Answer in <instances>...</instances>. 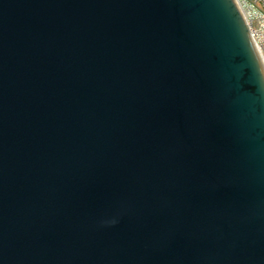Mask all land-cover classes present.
Returning <instances> with one entry per match:
<instances>
[{
	"label": "water",
	"instance_id": "obj_1",
	"mask_svg": "<svg viewBox=\"0 0 264 264\" xmlns=\"http://www.w3.org/2000/svg\"><path fill=\"white\" fill-rule=\"evenodd\" d=\"M0 264H264L235 0H0Z\"/></svg>",
	"mask_w": 264,
	"mask_h": 264
},
{
	"label": "built area",
	"instance_id": "obj_2",
	"mask_svg": "<svg viewBox=\"0 0 264 264\" xmlns=\"http://www.w3.org/2000/svg\"><path fill=\"white\" fill-rule=\"evenodd\" d=\"M264 67V0H235Z\"/></svg>",
	"mask_w": 264,
	"mask_h": 264
},
{
	"label": "bare ground",
	"instance_id": "obj_3",
	"mask_svg": "<svg viewBox=\"0 0 264 264\" xmlns=\"http://www.w3.org/2000/svg\"><path fill=\"white\" fill-rule=\"evenodd\" d=\"M236 2V1H235ZM238 6V5H237Z\"/></svg>",
	"mask_w": 264,
	"mask_h": 264
}]
</instances>
